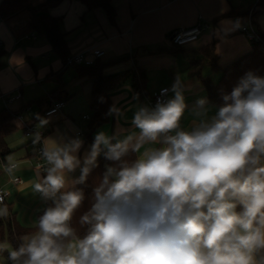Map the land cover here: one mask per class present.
I'll list each match as a JSON object with an SVG mask.
<instances>
[{"label": "clouds", "instance_id": "obj_1", "mask_svg": "<svg viewBox=\"0 0 264 264\" xmlns=\"http://www.w3.org/2000/svg\"><path fill=\"white\" fill-rule=\"evenodd\" d=\"M184 87L178 76L161 93L172 98L137 106V131L96 133L83 158L81 138L36 134L44 163L29 183L52 205L18 247L0 243L11 264H264V76L245 73L212 116L199 98L189 128L181 123ZM108 114L124 112L113 104ZM37 119L39 127L48 123ZM101 154L112 163L79 218L86 226L80 235L71 224L85 201L77 186ZM16 168L9 161L5 170L12 176ZM7 215L0 207V217Z\"/></svg>", "mask_w": 264, "mask_h": 264}, {"label": "crops", "instance_id": "obj_2", "mask_svg": "<svg viewBox=\"0 0 264 264\" xmlns=\"http://www.w3.org/2000/svg\"><path fill=\"white\" fill-rule=\"evenodd\" d=\"M113 5L117 12L115 25L105 11H87L79 1L67 0L49 11L53 17L62 18L60 31L71 54L103 50L106 56L101 62L108 65L106 74L143 70L147 75L145 93L134 87L132 77L111 93L112 103L123 110L124 115L119 119L113 115L110 123L94 131L93 137L101 131L109 136L118 129L137 131L131 124L137 106L153 107V94L171 89L178 76L184 81L183 95L187 105L181 123L185 128L191 127L196 101L201 97L207 98L208 102L209 99L202 82L191 76V65L184 51L174 49L170 35L176 30L200 24L203 31L199 40L184 49L197 51L215 45L217 65L222 68L252 50V45L241 33L244 25L238 19L246 13L251 14L257 0H113ZM232 11L235 15L229 16ZM250 18L264 36V12ZM29 20L27 11L6 21L0 19V50L3 52L0 58V112L5 109L13 113L22 111L23 118V122L16 118L17 130L7 136L13 154L6 163L0 162V190L7 194L0 207L6 205L8 208V215L2 217L5 220H15L24 227L34 228L38 215L51 200L43 199L29 183L36 179L38 158H29L35 151L32 141L24 136L23 123L39 125L37 114L40 117L45 108L62 100L65 105L59 114L47 118L41 116L48 121L42 128L47 131L46 138L54 140L76 138L82 132L84 143L79 155L83 158L92 145L87 142V134L92 118L90 103L94 79L80 76L75 67L67 68L48 41L30 28ZM203 77L217 84L221 75L212 66H207ZM58 89L59 94L54 95ZM137 94L138 100L134 99ZM6 95L11 98L20 95V98L9 102ZM173 96L174 93L169 91L168 99ZM39 100H44L45 104L36 111L34 103ZM209 109V116L217 111L210 102ZM157 146L145 145V148ZM144 150L142 148L141 152ZM9 161L17 165L12 176L4 168ZM79 175V169L69 174L73 179ZM13 176L20 178L21 183L15 184Z\"/></svg>", "mask_w": 264, "mask_h": 264}, {"label": "trees", "instance_id": "obj_3", "mask_svg": "<svg viewBox=\"0 0 264 264\" xmlns=\"http://www.w3.org/2000/svg\"><path fill=\"white\" fill-rule=\"evenodd\" d=\"M40 0H3L0 4V19L6 21L9 18L19 14L22 11H27L30 15V28L44 38L51 45L53 52L64 62L65 66L69 68L66 63L71 55L69 45L65 39L64 34L60 31L62 18L53 17L49 11L50 9L59 6L62 2L67 0H48L43 4H38ZM79 1L87 9V11H95L101 9L106 12L109 21L115 25L117 20V12L113 5V0H69ZM264 12V0H259L254 9L253 18ZM249 14L239 16V23L245 25L249 20ZM232 11L229 16H234ZM238 16V15H237ZM262 35V34H261ZM262 42L252 44L250 53L242 56L235 62L226 67H219L217 65V55L215 52V45H210L202 50L185 51L184 47L174 46V49H181L184 51L186 58L191 65V76L197 78L202 82L206 89V94L209 102L217 109L223 103L222 94L231 92L232 88L239 82L240 78L245 73L252 71L256 75L264 76V36L262 35ZM3 52L0 50V58ZM207 66H212L214 70L220 73V81L217 84L212 83L209 79L203 77V71ZM105 65L101 60L96 61L91 67L77 66L80 76L91 77L94 79L92 97L90 108L92 111V118L89 122V133L87 134V142H94L93 133L96 129L103 125L110 123L113 115H109V109L113 106L111 101V93L117 90L129 77L134 80V87L141 93L146 92L147 75L143 70H131L128 72L109 75L106 74ZM60 89L53 94L58 95ZM62 101L59 99V102ZM45 104L44 100H39L34 103L39 108ZM51 107V106H50ZM45 108V110L49 109ZM30 108V107H29ZM28 108V109H29ZM27 110V108H26ZM45 110L40 115L43 116ZM25 111V110H24ZM22 115L21 112L13 113L7 109L0 112V162L6 163L7 159L13 154L7 142V136L17 130L14 124L16 117ZM34 154H29V158L37 157L36 148L31 143ZM133 154L130 159H134ZM98 167L95 168L86 184L80 185L85 193V201L73 215L71 224L77 229L80 235L84 234L85 227L79 223L80 216L87 211L92 202L93 188L99 183V178L106 170V165L112 162L108 161L102 156L97 160ZM52 205V201L48 202L46 208ZM44 211V210H43ZM43 211L38 215H42ZM37 231V226L34 228L24 227L15 220H5L0 217V243H7L12 249L19 246L24 236H30ZM0 264H11L8 260L7 250L0 252Z\"/></svg>", "mask_w": 264, "mask_h": 264}, {"label": "built area", "instance_id": "obj_4", "mask_svg": "<svg viewBox=\"0 0 264 264\" xmlns=\"http://www.w3.org/2000/svg\"><path fill=\"white\" fill-rule=\"evenodd\" d=\"M258 2L259 0H257V4ZM202 31H203V28L200 24L190 29L181 28L179 30H176L174 33H172L170 35V39L174 46L186 47L190 44L196 43L199 40L202 34ZM241 33L246 37V39L249 41L251 45L258 44L262 42L263 40L262 35L260 31L256 28L255 24L253 23L252 18H250L248 22L244 26H242ZM105 56H106V53L103 50H99V49L87 50L84 52L71 54L67 60L66 65L68 67H77V66L91 67L95 64L96 61L103 60ZM162 90L153 94L152 99H151V104L153 107L155 106L158 99L160 100L168 99L169 92L167 93L166 96H162L161 95ZM5 97H7V100L9 102H12L15 99H19L20 95H18L16 98H11L9 95H6ZM64 105L65 103L63 101H60V102L58 101L54 103L49 109L45 110L43 117L47 118V117H51L53 115L59 114L63 110ZM16 118L19 121L23 122L22 115H18ZM85 118L88 119V117H85ZM23 124H24L25 137L31 140L32 142L34 141L37 133H39L42 138L47 137V131L44 128L39 127V125L35 123H31V124L23 123ZM83 135L84 134L82 132H79L77 137L81 138L83 137ZM34 146L36 148V152L38 155V161L36 162V166L38 167V169L42 170L41 165L44 163L43 157L40 151L42 145L34 144ZM7 166L5 165L4 168L6 169ZM13 182L15 184H20L21 179L15 178ZM0 196H3V203H4L7 197V194L5 193V191L0 190Z\"/></svg>", "mask_w": 264, "mask_h": 264}, {"label": "rangeland", "instance_id": "obj_5", "mask_svg": "<svg viewBox=\"0 0 264 264\" xmlns=\"http://www.w3.org/2000/svg\"><path fill=\"white\" fill-rule=\"evenodd\" d=\"M38 4H40V2L38 3ZM253 14H254V10L251 12V14H249V17L252 15L253 16ZM37 109H36V111H38V108H39V106L38 105H36L35 106ZM25 136V135H24ZM26 138V137H25ZM27 139V138H26Z\"/></svg>", "mask_w": 264, "mask_h": 264}]
</instances>
